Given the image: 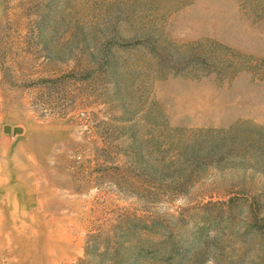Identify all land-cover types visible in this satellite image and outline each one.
Here are the masks:
<instances>
[{"label": "rangeland", "instance_id": "1", "mask_svg": "<svg viewBox=\"0 0 264 264\" xmlns=\"http://www.w3.org/2000/svg\"><path fill=\"white\" fill-rule=\"evenodd\" d=\"M0 264H264V0H0Z\"/></svg>", "mask_w": 264, "mask_h": 264}, {"label": "water", "instance_id": "2", "mask_svg": "<svg viewBox=\"0 0 264 264\" xmlns=\"http://www.w3.org/2000/svg\"><path fill=\"white\" fill-rule=\"evenodd\" d=\"M9 128H10L9 125H5L4 127L5 130H9ZM16 129H19V128L16 127Z\"/></svg>", "mask_w": 264, "mask_h": 264}]
</instances>
